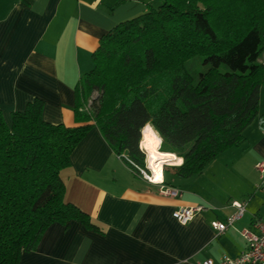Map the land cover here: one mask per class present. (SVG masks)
Returning <instances> with one entry per match:
<instances>
[{"label":"trees","instance_id":"16d2710c","mask_svg":"<svg viewBox=\"0 0 264 264\" xmlns=\"http://www.w3.org/2000/svg\"><path fill=\"white\" fill-rule=\"evenodd\" d=\"M98 41L93 68L75 88L78 125L43 121L41 99L13 112L10 125L0 110V264H19L54 223L102 233L65 201L60 176L93 128L139 176L132 163L146 169L140 142L150 125L160 151L183 160L174 174L192 178L240 146L260 115L264 0H160Z\"/></svg>","mask_w":264,"mask_h":264},{"label":"crops","instance_id":"0c3cea01","mask_svg":"<svg viewBox=\"0 0 264 264\" xmlns=\"http://www.w3.org/2000/svg\"><path fill=\"white\" fill-rule=\"evenodd\" d=\"M159 3L0 0V110L8 125L13 112L24 111L35 99L44 103L43 121L78 125L75 88L93 68L98 40ZM259 99L260 115L244 130V142L218 155L201 174L176 176L171 167L183 160L164 165V186L178 190V197L163 195L161 185L136 176L93 128L60 176L65 201L89 214L102 233L75 220L68 227L54 223L19 264H201L241 254L248 247L241 231L264 218L256 169V163L264 162V128L259 125L264 87ZM234 200L248 201L245 215L218 236L211 222L234 215ZM198 206L203 210L186 225L173 217L179 208Z\"/></svg>","mask_w":264,"mask_h":264},{"label":"built area","instance_id":"2783aa9c","mask_svg":"<svg viewBox=\"0 0 264 264\" xmlns=\"http://www.w3.org/2000/svg\"><path fill=\"white\" fill-rule=\"evenodd\" d=\"M136 171L139 173V176L147 180L152 184L161 185L160 192L163 195L178 197L180 195L179 191L176 189H170L164 186L163 178L159 183L152 181L153 173L148 169L139 168L135 164ZM256 169L259 174V184L258 191L264 197V162L256 163ZM248 201H237L234 200L231 202L232 207L236 209L234 215L229 216L225 221H212L211 227L217 233V235H223L227 229L233 226L238 220H240L246 212ZM203 210V207H184L179 208L174 211L173 217L182 225L188 224L192 221L198 214ZM242 237L247 242V249L237 256H223L219 260L206 259L201 264H264V218L254 219L251 225V228H245L241 231Z\"/></svg>","mask_w":264,"mask_h":264},{"label":"bare ground","instance_id":"6f19581e","mask_svg":"<svg viewBox=\"0 0 264 264\" xmlns=\"http://www.w3.org/2000/svg\"><path fill=\"white\" fill-rule=\"evenodd\" d=\"M161 138L156 132L146 125L142 129L141 147L147 154L148 168L153 173L152 181L159 183L163 178L164 165H179L182 159L173 153L161 152L159 147Z\"/></svg>","mask_w":264,"mask_h":264},{"label":"rangeland","instance_id":"374dc122","mask_svg":"<svg viewBox=\"0 0 264 264\" xmlns=\"http://www.w3.org/2000/svg\"><path fill=\"white\" fill-rule=\"evenodd\" d=\"M188 64H187V68L189 69V70H191V71H197V72H201V71H203V70H205L204 69V67L203 66H201V65H199V64H195V63H193V62H187ZM222 70H225V67H222ZM144 151V150H143ZM145 152V151H144ZM145 163H146V165H147V167H148V163H147V154L145 153ZM165 167V166H164ZM149 169V168H148ZM163 172H164V169H163ZM261 200H262V196H261V194L259 195H257V201H260L261 202Z\"/></svg>","mask_w":264,"mask_h":264}]
</instances>
